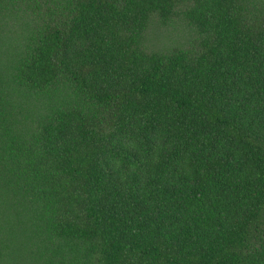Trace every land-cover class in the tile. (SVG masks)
<instances>
[{
  "label": "trees",
  "instance_id": "obj_1",
  "mask_svg": "<svg viewBox=\"0 0 264 264\" xmlns=\"http://www.w3.org/2000/svg\"><path fill=\"white\" fill-rule=\"evenodd\" d=\"M0 264H264V0H0Z\"/></svg>",
  "mask_w": 264,
  "mask_h": 264
}]
</instances>
